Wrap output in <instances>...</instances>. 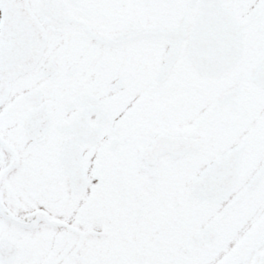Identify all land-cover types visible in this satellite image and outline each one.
I'll use <instances>...</instances> for the list:
<instances>
[{"label":"snow or ice","instance_id":"snow-or-ice-1","mask_svg":"<svg viewBox=\"0 0 264 264\" xmlns=\"http://www.w3.org/2000/svg\"><path fill=\"white\" fill-rule=\"evenodd\" d=\"M0 264H264V0H0Z\"/></svg>","mask_w":264,"mask_h":264}]
</instances>
